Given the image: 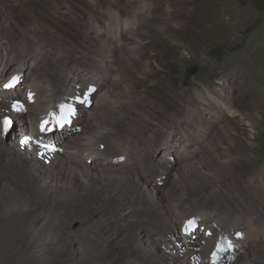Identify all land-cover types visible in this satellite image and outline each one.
Segmentation results:
<instances>
[{
  "label": "bare ground",
  "instance_id": "bare-ground-1",
  "mask_svg": "<svg viewBox=\"0 0 264 264\" xmlns=\"http://www.w3.org/2000/svg\"><path fill=\"white\" fill-rule=\"evenodd\" d=\"M99 6L0 0V264L3 256H14L11 264H189L191 253L198 264H213L217 245L225 250L216 264H264V171L249 176V146L221 129L241 127L243 116L205 89L193 112L175 85H166L171 68L160 65L158 75L150 59L159 52L142 40L141 23ZM164 13H172L169 6ZM93 35L118 48L93 49ZM135 36L140 44L130 47ZM13 77L18 82L5 88ZM151 85L179 109L170 112L173 104L150 93ZM241 86L246 99L249 79ZM13 99L34 116L22 123L20 112L14 133L1 122ZM61 105L74 111L58 126L52 114L63 115ZM45 120L52 131H41ZM29 134L62 154L51 165L30 157L19 143ZM180 248L189 249L185 258L177 257Z\"/></svg>",
  "mask_w": 264,
  "mask_h": 264
},
{
  "label": "rangeland",
  "instance_id": "rangeland-1",
  "mask_svg": "<svg viewBox=\"0 0 264 264\" xmlns=\"http://www.w3.org/2000/svg\"><path fill=\"white\" fill-rule=\"evenodd\" d=\"M56 1L49 0L51 3ZM92 1H98L99 12L108 10L107 15L120 16L127 24L132 21L131 24L135 27L137 25L134 24V20L139 24L141 23L138 31L145 37L142 40L150 42L148 44L150 50L156 49L159 52L158 60L153 57L150 59L156 64V68L159 70L158 75L162 77L164 75L160 65H167L171 68V79L170 82H166V85H175L177 92L184 96L189 105L192 106L193 112L199 109L197 103L200 99L198 95L203 92V89L207 93L211 90L220 97L222 103L231 102L227 105L241 113L239 118L243 116L241 127L235 128L228 124L221 126V129L225 133L227 131L228 134H232V136L233 134L237 135L245 145L249 146V176L262 173L264 171V0H260V8L255 7L251 0ZM28 2L35 6L37 0H28ZM168 6L172 13L167 16L164 9ZM93 13H95L94 10ZM17 14L25 21L19 11ZM46 16L52 23H56L53 15L47 13ZM66 28L69 30L68 27ZM94 40L97 44L93 43L94 45L91 44V46L97 51L102 49L101 44L118 48L117 41L99 39L93 35ZM128 40L127 43L129 42L130 47L140 44L138 36ZM148 56L150 57V54ZM116 59V63L123 64L120 58ZM13 64L17 65L16 63ZM115 66L116 64L111 65L110 74L112 76L117 74ZM235 67L240 68V70L238 75L234 76L230 74V71ZM241 69L249 70V74L244 77L241 75L243 73ZM128 76L139 83L144 81L132 74H128ZM248 79L251 85L249 96L246 99H241L239 92L242 89V81ZM149 89L150 93L160 94L159 96L164 98L167 103L173 104L170 112L179 109L173 101L162 95L159 89H155L153 85L149 86ZM187 108L180 109V114L184 115ZM19 113L14 116L17 123L21 118ZM85 114H88L86 109ZM33 117L31 112H25L22 123H26V121L30 123V119ZM248 121H251L252 125L248 124ZM17 125V130H20L21 122ZM14 130L16 127L10 131L14 133ZM17 135L20 134L17 133ZM15 141L18 142V140ZM25 149V146H21V150ZM71 150L79 149L73 148ZM59 153L56 155L57 159ZM47 170L45 167L41 169L45 173ZM176 172L172 171L173 175H177ZM101 174L102 172L93 174L94 179L102 180ZM77 176H81L79 178L82 180L81 186L83 188V172L79 171ZM35 186L40 187L38 184ZM249 198L252 200V196L249 195ZM182 232L181 229H178L181 238L185 237ZM68 254V249H65L62 251L60 259H65ZM13 259L14 256H3L1 264H11ZM201 264H204L203 259H201Z\"/></svg>",
  "mask_w": 264,
  "mask_h": 264
},
{
  "label": "snow or ice",
  "instance_id": "snow-or-ice-1",
  "mask_svg": "<svg viewBox=\"0 0 264 264\" xmlns=\"http://www.w3.org/2000/svg\"><path fill=\"white\" fill-rule=\"evenodd\" d=\"M18 82V78L17 77H13L8 83L4 84L5 88H11L15 85V83ZM32 94H29L30 98H31ZM79 99V98H78ZM15 107H17L20 110H23V105L17 103V105H15ZM61 109L63 111V115L61 116H57L55 113L52 114L53 116V120L55 121V124L58 126H63V122L67 120V118L73 113L74 109L72 108L71 105H61ZM50 121L45 120L42 124H41V131H52L53 128L47 127V125H49ZM12 121L8 118H5L4 120V125L5 128L11 126ZM37 143H41L40 141H37ZM43 147L45 149L49 148L50 146L47 144H43ZM193 222L189 221L188 222V227L191 228ZM208 235H211V233H209ZM225 249H223L222 247H220L219 245H217V249L216 251H214L212 253V258H213V264H216V261L219 260L220 258V253L223 252Z\"/></svg>",
  "mask_w": 264,
  "mask_h": 264
},
{
  "label": "trees",
  "instance_id": "trees-1",
  "mask_svg": "<svg viewBox=\"0 0 264 264\" xmlns=\"http://www.w3.org/2000/svg\"><path fill=\"white\" fill-rule=\"evenodd\" d=\"M254 3V6L260 8V0H251Z\"/></svg>",
  "mask_w": 264,
  "mask_h": 264
},
{
  "label": "clouds",
  "instance_id": "clouds-1",
  "mask_svg": "<svg viewBox=\"0 0 264 264\" xmlns=\"http://www.w3.org/2000/svg\"><path fill=\"white\" fill-rule=\"evenodd\" d=\"M53 162V161H52ZM191 254H196V253H191Z\"/></svg>",
  "mask_w": 264,
  "mask_h": 264
}]
</instances>
